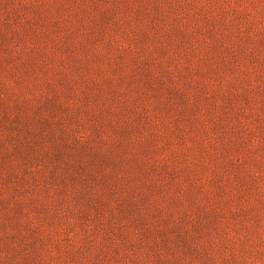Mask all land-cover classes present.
Instances as JSON below:
<instances>
[{"label":"rangeland","instance_id":"374dc122","mask_svg":"<svg viewBox=\"0 0 264 264\" xmlns=\"http://www.w3.org/2000/svg\"><path fill=\"white\" fill-rule=\"evenodd\" d=\"M0 264H264V0H0Z\"/></svg>","mask_w":264,"mask_h":264}]
</instances>
